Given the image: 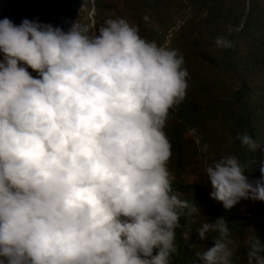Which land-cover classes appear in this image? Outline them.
<instances>
[{
	"label": "clouds",
	"instance_id": "1",
	"mask_svg": "<svg viewBox=\"0 0 264 264\" xmlns=\"http://www.w3.org/2000/svg\"><path fill=\"white\" fill-rule=\"evenodd\" d=\"M0 53V264H170L181 215L201 214L173 193L167 167L163 129L185 98L183 56L119 17L91 31L5 18ZM259 171L249 182L235 156L220 157L206 168L210 197L226 210L264 202V161ZM209 232L218 238L198 259L231 264L226 219L198 238ZM247 264H264L257 236Z\"/></svg>",
	"mask_w": 264,
	"mask_h": 264
},
{
	"label": "trees",
	"instance_id": "2",
	"mask_svg": "<svg viewBox=\"0 0 264 264\" xmlns=\"http://www.w3.org/2000/svg\"><path fill=\"white\" fill-rule=\"evenodd\" d=\"M248 2L247 9L246 0H94L93 4L88 0L79 17L78 22L90 31L98 29L105 19L123 18L139 28L142 38L158 44H164L177 22L184 20L172 36L171 48L184 58L188 73L186 94L181 103L170 109L163 131L171 145L167 167L172 191L181 200L199 207L201 214L190 219L181 215L170 264H202L197 256L198 245L212 247L218 233L209 232L208 239L201 241L198 229L218 218L226 219L227 242L247 238L249 243L253 236L264 242V202L255 201L260 223L252 227L242 210L243 199L226 210L209 195H202L193 180L184 179L190 148L196 140L204 151L214 143L225 145L228 155L238 159L249 182L261 178L264 0ZM93 9L95 13L90 17ZM218 37L228 46L218 47ZM190 132H194V137ZM242 135L252 138L254 150L241 144L238 137ZM185 225L191 228L190 232H186ZM247 251L248 246L245 254Z\"/></svg>",
	"mask_w": 264,
	"mask_h": 264
},
{
	"label": "rangeland",
	"instance_id": "3",
	"mask_svg": "<svg viewBox=\"0 0 264 264\" xmlns=\"http://www.w3.org/2000/svg\"><path fill=\"white\" fill-rule=\"evenodd\" d=\"M85 2L88 0H84ZM91 3H94V0H90ZM84 2V3H85ZM249 2L246 0V7L248 9ZM86 9L84 5L82 11ZM94 10V9H93ZM92 10V11H93ZM81 11V12H82ZM95 13V11H94ZM90 13V17L92 15ZM81 15V14H80ZM79 21V20H78ZM184 23V20H179L177 26L169 32L166 42L171 47L172 36L180 26ZM190 136L194 137V132H190ZM207 155V156H206ZM228 155V151L225 145L220 143L211 144L205 151L201 148L200 143L196 140V145L190 148V162L188 164L187 172L184 176L186 180H193L197 184V188L202 195H209L212 192V186L210 180L206 178V168L214 164L222 156ZM208 157V158H207ZM212 162H211V160ZM242 210L251 223L252 227H257L260 223V210L257 207L255 201L251 199H243ZM248 246V239H238L234 238L228 242V247L231 249L233 255L231 257V264H247V254H245V249ZM198 250L203 252L206 248H211L208 246L198 245Z\"/></svg>",
	"mask_w": 264,
	"mask_h": 264
},
{
	"label": "water",
	"instance_id": "4",
	"mask_svg": "<svg viewBox=\"0 0 264 264\" xmlns=\"http://www.w3.org/2000/svg\"><path fill=\"white\" fill-rule=\"evenodd\" d=\"M84 0H0V20L19 26L24 20L68 31L79 20ZM3 54L0 53V59ZM32 72L31 69H28ZM35 76L36 73L32 72Z\"/></svg>",
	"mask_w": 264,
	"mask_h": 264
},
{
	"label": "built area",
	"instance_id": "5",
	"mask_svg": "<svg viewBox=\"0 0 264 264\" xmlns=\"http://www.w3.org/2000/svg\"><path fill=\"white\" fill-rule=\"evenodd\" d=\"M94 13V10L92 11V14Z\"/></svg>",
	"mask_w": 264,
	"mask_h": 264
}]
</instances>
